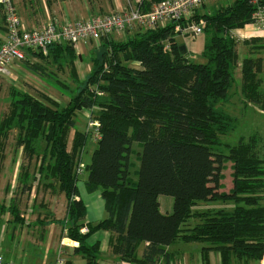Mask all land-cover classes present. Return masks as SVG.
<instances>
[{
	"label": "trees",
	"instance_id": "obj_1",
	"mask_svg": "<svg viewBox=\"0 0 264 264\" xmlns=\"http://www.w3.org/2000/svg\"><path fill=\"white\" fill-rule=\"evenodd\" d=\"M158 1L143 0L142 9ZM260 10L264 12V0H233L196 13L194 20L206 22L202 61L181 49L185 45L177 41L175 20L155 29L137 27L142 31L123 41L102 38L103 50L92 56L90 73L82 82L76 69L80 58L72 45L53 44L46 54L31 50L36 59L20 61L68 100L11 86L0 119V148L15 129L16 145L24 155L40 157L36 174L23 171L24 181L18 177L22 190L30 191L32 177L56 181L66 199L65 216L59 220L62 235L77 242L74 253L86 264H103L99 244L87 243L97 230L110 232L109 249L119 261L159 264L168 255L166 247L178 241L201 243L202 264H208L210 251L219 253L220 264H256L261 258L264 151L256 134L241 136L234 144L223 141L236 127V118L224 105L238 66L241 95L264 110L262 59H239V42L231 34L252 24ZM262 40L252 37L246 42L250 53L259 55ZM67 69L73 87L61 79ZM83 109L98 123L96 147L83 167L86 190L99 191L104 201L105 217L93 224L83 221L85 207L76 186L77 168L93 130H74L68 147V130ZM227 162L232 185L224 191ZM160 195L172 197L169 213L160 211ZM9 211L22 221L15 206ZM81 226L87 227L85 233H80ZM141 243L145 246L138 257Z\"/></svg>",
	"mask_w": 264,
	"mask_h": 264
},
{
	"label": "rangeland",
	"instance_id": "obj_2",
	"mask_svg": "<svg viewBox=\"0 0 264 264\" xmlns=\"http://www.w3.org/2000/svg\"><path fill=\"white\" fill-rule=\"evenodd\" d=\"M101 1H107L110 3L109 0H101ZM123 1V0H120ZM233 0H205L202 4L205 7L208 6L209 11L213 10L217 6L225 5L228 3H231ZM14 4V3H13ZM125 4H127V1H125ZM16 12L17 8L15 5H13ZM102 11L97 10H91L90 17L93 16H99V15H107L109 13H113L115 10L112 6H108V4H105L103 6ZM206 10V9H204ZM205 12V11H204ZM82 15V12H80ZM19 15V14H18ZM3 10L0 6V20L4 19ZM87 16V14L85 15ZM82 18V17H81ZM201 18V17H200ZM88 19V18H87ZM52 21H50L51 23ZM49 24V23H48ZM206 24V22H205ZM135 28H132L130 30H126L125 32L120 33H113L109 37L110 39H113L115 41H123L128 37L130 34L139 32L141 29L137 28V26H134ZM144 30H147L144 28ZM142 31V30H141ZM207 39V35L203 32L199 35H185L179 33L177 36V41L183 42L186 46L187 53L189 56H193L196 61H202V55L201 51L203 48V45ZM238 44V43H237ZM80 49H75L76 53L82 54V59H78L76 62L77 67V74L78 79L80 82L84 81L87 76L90 73L91 69V58L92 56L97 57L99 56L100 52L103 50L102 42L101 41H92L87 40L83 44H78ZM82 45V46H81ZM243 44L239 42L237 45V49H239V54L241 55L243 52ZM81 46V47H80ZM85 51L84 53H82ZM261 54H264V51H262ZM263 62V69L260 72L262 75V86L264 85V57H260ZM137 66V65H135ZM236 71V69H235ZM234 71V81L233 86L230 89V99L226 105H224V108L227 112H229L232 116L236 118V127L235 129L229 134V136L223 137L224 142H228L230 144H234L235 141L238 140L239 137H249L253 134H256L257 137L260 139L261 150L264 151V110L255 106L254 104L246 105V101L244 100V97L240 93V84H241V77H240V71L239 69L237 72ZM14 77V78H12ZM12 71L10 74V80H0V119L3 117V115L7 111V96L9 94V87L11 86L12 80L17 85L20 86V88H23L27 91L30 90V92H34L35 89H31L30 83L33 85H39L38 88L43 90L44 92H47L53 97H59L64 102V100H68V96L63 97L61 92L54 91L53 89H49L45 84H38L34 83L32 79L25 76L22 77L23 79L17 77ZM61 79L64 83L69 84L70 86H75V84L71 81L69 77V71L68 69L65 70L61 74ZM29 83H27V82ZM82 84V83H81ZM84 84V82H83ZM53 92H48L44 87ZM93 86H91L92 88ZM59 99V98H58ZM90 115L92 116V113L88 109L80 110L75 115V125L73 128L68 130V147H70V141L72 139V135L74 130H82L89 132L92 128L90 127ZM92 134V133H90ZM16 130L13 129L9 132V136L7 140H5V143H3V146L0 148V253L4 256L9 258L12 261L14 260L16 264H51L53 261L55 262L56 259H71L72 264L79 263V264H86L84 258L80 254H73V251L70 248H67L64 245H59V238H58V231L60 227L63 225L62 221H59L63 219L65 216V201L59 196L60 193H58L57 197L54 194V192L57 189V183L53 179H46L45 177L38 176L36 178H31L29 180V183L31 185V190L28 192H25L22 190V184L19 179H21V175L23 174V171L29 172L31 175L33 172L36 174L37 168L39 166L40 157H34L32 159H28L26 155H24L22 149H19V146L16 144ZM87 144L84 148V151L82 153L81 163L80 165L84 167L85 163L89 161L91 152L93 150L92 143V137L87 138ZM36 147L40 146V142L36 140ZM16 146V147H15ZM42 147V145H41ZM22 148V147H21ZM12 150V151H11ZM134 161V159H133ZM19 165V166H18ZM20 165L23 167L20 168ZM15 170V176L14 175V169ZM137 166V162H135V167ZM84 170V169H83ZM82 170V171H83ZM223 175L224 178L222 180L223 188L222 190L227 191L231 187V168L230 163L227 162L224 165L223 169ZM79 175V174H78ZM82 176H85V172ZM51 183L52 188L50 186H47L45 183ZM13 184V185H11ZM31 194V195H30ZM170 202H172V197L168 195H164ZM50 198H52V202H50ZM47 200V201H46ZM10 206H15L16 209L19 212L20 218L24 221L21 223H18L16 219H14L9 211ZM203 206V205H202ZM55 213L59 220L51 221L49 223H46V225L41 228H43L44 237L43 239H39L41 237L40 232L39 234L34 231L37 226L34 222L36 218H42L44 221L50 219V213L52 211ZM204 207V206H203ZM213 207V206H212ZM217 208V207H216ZM27 215V216H25ZM192 222V221H191ZM26 223H32V225H27ZM194 223V222H192ZM23 226H26L28 230L27 239L24 243V246H20V230ZM39 227V226H38ZM33 231V232H32ZM182 241H178L176 243H180ZM197 243V247L201 246V243ZM180 248L179 246H173V249ZM190 251H193V248L190 249ZM199 251V249H198ZM110 252V250H108ZM107 252V253H108ZM106 253V257H109V255ZM264 252L261 255V258L258 260L256 264H261V260L263 258ZM170 256V255H169ZM176 258H178V255H175ZM171 261L167 264H178L177 259H174L173 256H171ZM191 257L189 259L190 263H188L187 259L186 264H201V262ZM109 261V260H108ZM202 261V260H201ZM53 262V263H54ZM167 260H160L159 264H166ZM181 264H184L183 261Z\"/></svg>",
	"mask_w": 264,
	"mask_h": 264
},
{
	"label": "crops",
	"instance_id": "obj_3",
	"mask_svg": "<svg viewBox=\"0 0 264 264\" xmlns=\"http://www.w3.org/2000/svg\"><path fill=\"white\" fill-rule=\"evenodd\" d=\"M109 1H110V3L107 1H101V0H12V2L14 3V5L17 8V14H19L18 16L20 17V19L22 21V25L26 29L41 28L43 26L48 25V23L51 24V23L56 22L57 24H66V23H73V22L78 21V20H85V19L90 17L91 10L102 11L104 8L103 6L105 4H108V6H112L113 9L116 11V10L125 8L126 6L129 5V3H132L131 0H123V1L109 0ZM125 1H127V4H125ZM0 6H1V4H0ZM1 8H2V6H1ZM204 9H206V10H204ZM204 11L209 12L208 6L205 7L204 5H202L196 9L197 14H203V13H205ZM80 12H82V15ZM86 14H87V16H85ZM50 21H52V22L50 23ZM232 33L236 35L234 37L237 38L238 42L243 44L242 45L243 46V52L241 55L239 54V49H237L238 54H239V59H242L243 57L250 56V55L264 57V54H261L262 51H264V47L259 52V55H257L254 53H250V48H249L250 45L248 43H246L252 37H258L260 39H263L262 41L264 42V31L263 30L258 29L252 23V24H246L241 28L234 29L232 31ZM5 35H6V29H5V22L3 19V20H0V42L4 39ZM76 48L80 49L79 45H77ZM185 48H186V46H185ZM82 53H84L83 55H85V51H83ZM76 54L79 55V58L81 60L82 54L79 52ZM27 58L32 59V60L36 59L35 55H31L29 53L27 54ZM11 68H12L11 71H13L14 74L21 79H23L22 77L27 76L30 79H32V81L35 84L36 83H38V84L43 83L49 89L51 88L54 91H58V92L61 91L56 86L54 87V85L46 83L45 81H43L42 79L37 77L34 73L25 69L22 66V64H20V63H14L11 66ZM76 69H77V67H76ZM238 69H239V66L236 68L235 72H237ZM239 71H240V69H239ZM260 75H261V73H260ZM240 77H241V75H240ZM12 78H14V77H12ZM8 79L10 80V77ZM13 81L14 80H12L11 86H15V87L19 88L20 90L27 91L23 88H20V86L15 84ZM29 85L32 86L31 89L33 88L35 90H39V91L44 92L43 90L38 88L39 85H33L31 83ZM41 86L44 87V89H46V91H48L50 93L53 92V91H50L49 89H47L45 86H43V85H41ZM28 92H30V90ZM45 93H47V92H45ZM47 95L56 101H62L60 99V96L59 97H56V96L53 97L48 93H47ZM62 96L65 97L66 95H62ZM6 102H7V99H6ZM249 104H253V103H251V102L246 103V105H249ZM93 138H95V137L92 135L91 145L93 146V149H94L96 147V141ZM19 149H22V148L19 147ZM15 170H16V166L14 169L13 177L15 176ZM83 173H84V170L81 173H79V175H78L79 179L76 183L77 190H78V196L77 197L80 198V200L82 201V203L85 207V217H84L83 221L85 223L93 224V223H96L105 217L104 201H103L99 191L88 192L86 190L85 184H84L85 179H86V172H85V176H82ZM21 178L24 181V178L23 177H21ZM11 185H13V184H11ZM25 192H27V191H25ZM52 192H54V194H52V195H55L56 197H57L58 193H60L57 189L55 191H52ZM62 194L63 193L59 194V196L61 198H62ZM62 199L65 201V207H66L65 197L63 196ZM52 201H53L52 198H50V202H52ZM158 202H159V209L162 213H169L171 211L173 201L170 202V200H168L164 195H160L158 197ZM210 206H215V205H210ZM49 209L51 210L50 207H49ZM51 211H52V213H50V216H52V217H50V219L44 221V219H42V218H36L33 222L37 226V228L34 231H36L37 234H39V232H40V235H41V237L39 238L40 240L43 239V237H44L45 232L43 231V228L46 225V223L60 219V218H58V216L55 215L53 210H51ZM25 216H27V215H25ZM51 219H53V220H51ZM39 220H43V222H39ZM21 222H24V221L22 220ZM21 222L18 221V223H21ZM27 225H32V223H26V226ZM26 226H23L20 230V235H21V238H20V244L21 245L20 246H22V247L24 246V243L28 237L27 235H29L28 234L29 229ZM41 227H43V228H41ZM57 231H58L57 234H58V238H59V245L60 246L64 245L67 248H70L74 254V248L78 245L77 242L72 241L69 238L64 237V235H62V226ZM110 236L111 235H110L109 231L97 230L87 238V243L89 245H91L93 243L99 244L98 256H99V260L101 263H103V264H143V263H136V262L131 263L129 261H119L116 258V256H114L111 253V251L108 252V250H110L109 249ZM144 246H145V243H141L139 245V247L137 249V256L138 257H140V255L144 249ZM173 246H179L180 248L177 247L176 249H173ZM200 247L201 246L197 247L196 242L173 243V244L166 247L168 255L166 257L161 258V260L162 261H163V259L167 260V262H166V264H167L168 262L171 261V258H172L171 256H173L174 259H177L178 264H181L182 261L184 264H186L185 259H187L188 263H190L189 259H190L191 254H192V258L194 256V258L198 259L202 264L201 255H200ZM191 248H193V251H190ZM198 249H199V251H198ZM106 253L109 255V257H106ZM174 254L178 255L177 256L178 258H176V256H174ZM4 258L10 260L7 257H4ZM69 258L64 259V260L62 259L63 264H72V261ZM192 258H191V260H192ZM58 259H61V258H58ZM56 260H55V262H56ZM53 262L51 264H55V262L54 263ZM75 264H79V263L77 262ZM208 264H220V255L218 252H216V251H210L209 252Z\"/></svg>",
	"mask_w": 264,
	"mask_h": 264
},
{
	"label": "built area",
	"instance_id": "obj_4",
	"mask_svg": "<svg viewBox=\"0 0 264 264\" xmlns=\"http://www.w3.org/2000/svg\"><path fill=\"white\" fill-rule=\"evenodd\" d=\"M131 1L132 3L125 8L107 15L93 16L73 23L57 24L55 22L41 28L26 29L12 0H0L6 29V35L0 42V80L8 79L12 72L11 66L14 63H20L31 50L46 54L48 47L53 44H69L77 49L78 44H83L87 40L100 41L113 33H123L135 28L134 26L155 29L165 26L172 20L177 22L174 30L183 36H195L204 31L205 20L202 18L194 20V15L196 9L205 0H160L152 3L146 11L142 9L143 0ZM253 18V24L264 31V12L262 10L256 12ZM97 126L96 121H90L89 128H92L93 136L96 138L98 137L95 130ZM82 170L83 167L79 165L77 173H81ZM79 231L85 233L87 227L81 226ZM0 264L16 263L0 254ZM55 264H63V260L57 259ZM261 264H264V255Z\"/></svg>",
	"mask_w": 264,
	"mask_h": 264
},
{
	"label": "water",
	"instance_id": "obj_5",
	"mask_svg": "<svg viewBox=\"0 0 264 264\" xmlns=\"http://www.w3.org/2000/svg\"><path fill=\"white\" fill-rule=\"evenodd\" d=\"M181 49L183 50V52L185 51V47L184 46H181Z\"/></svg>",
	"mask_w": 264,
	"mask_h": 264
}]
</instances>
